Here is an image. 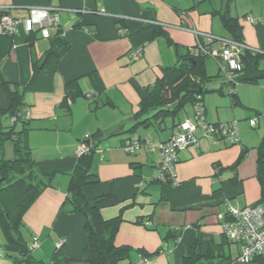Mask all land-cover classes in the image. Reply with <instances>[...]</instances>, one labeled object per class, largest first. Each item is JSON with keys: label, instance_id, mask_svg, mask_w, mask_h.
Listing matches in <instances>:
<instances>
[{"label": "crops", "instance_id": "0c3cea01", "mask_svg": "<svg viewBox=\"0 0 264 264\" xmlns=\"http://www.w3.org/2000/svg\"><path fill=\"white\" fill-rule=\"evenodd\" d=\"M227 4L241 27L243 41L264 52V0H0V17L7 12L23 18L30 7L57 9L58 25L49 29L53 35L61 33L68 44L57 62L47 59L33 89L23 95L26 143L37 167L52 175V186L23 215V235L30 237L27 244L32 235L38 238L39 245L31 250L36 259L44 261L50 252L51 260L63 240L71 264H84V218L64 211L62 203L79 140L101 131L91 162L100 181L86 186L84 193L89 202L98 195H110L101 214L109 219L120 213L115 243L132 247L131 262L146 252L158 264H179L194 243L201 257L195 264H247L236 260L240 247L223 236L218 214H225L227 203L244 206L263 201L256 176V147L264 137V78L236 87L235 97L226 93L229 86L219 76L218 87H207L212 91L202 97L206 119L212 123L236 120L240 141L231 144L222 137L200 135L197 147L178 152L177 186L156 180L160 143L177 125L166 118L162 124L130 130L146 88L162 75L164 67L175 63L177 52L194 44L198 33L221 37L226 33L232 39L220 17ZM119 19L126 28L124 35L118 34ZM144 23L161 25L170 41L156 36L142 43L139 35H126ZM49 44L39 33L30 43L22 27L8 36L0 24V73L22 89L31 78L32 62L44 56ZM140 46L141 53L130 59L128 54ZM74 80L72 89L82 95L67 108L61 105L65 84ZM5 107L0 88V109ZM192 112V105H187L175 122L186 120ZM253 117L257 118L256 131L249 122L240 121ZM134 138H139L140 147L127 153L123 144ZM243 148L247 152L237 162ZM0 250V264H14L19 256V248L7 243L1 228Z\"/></svg>", "mask_w": 264, "mask_h": 264}, {"label": "trees", "instance_id": "16d2710c", "mask_svg": "<svg viewBox=\"0 0 264 264\" xmlns=\"http://www.w3.org/2000/svg\"><path fill=\"white\" fill-rule=\"evenodd\" d=\"M220 17L223 25L232 35L231 40L245 43L241 37V27L237 24V19L230 15L228 4L220 12ZM117 22L121 25H118L117 28H125L124 24H121L123 20L119 19ZM36 34L37 31L27 33V40L32 43ZM135 34L142 37V43L156 36H164L170 41L166 31L161 25L155 23H144L142 28L134 34L126 33L130 38H133ZM198 38L201 39V37ZM48 39L50 44L43 54L46 58L45 62L41 66L39 65L41 58L32 62L31 78L22 89L8 82L0 73V88L6 101V107L0 109V150L3 141L7 138L13 140L14 150L11 159L3 158L0 151V228L7 243L14 244L19 248V256L15 258L14 264L72 263V259L67 255L64 247V241L60 245H56L50 263H46L36 259L31 254L33 247H29L23 235V215L37 196L44 189L52 186V175L43 173L37 167L31 149L25 140L27 127L24 126L23 118L17 117L14 121L11 118L16 113L22 114L24 92L33 89L38 75L44 72L47 59H53L57 62L58 58L68 48V44L59 32L52 34ZM200 42L208 46L209 49H220L223 44L216 36H212L210 40L206 41L201 39ZM214 43H218L220 46H213ZM207 58H211L209 53L195 52L191 47H187L182 52H177L175 63L164 67L162 75L146 88L138 108L133 113L134 124L130 130L138 126L162 124L166 118L173 121V126L178 125L179 122H175V117L179 112L187 105L193 106L197 100L202 101L204 93L212 91L206 87V83L213 79V76L208 74L206 70ZM240 59L241 68L235 79L225 80L220 73H217V76L221 77L229 86L228 94L232 97L236 96L237 85L256 84L264 78L263 51L244 47L240 51ZM76 83L74 80L65 84V96L61 105L65 104L69 108L70 102L82 95L81 92L72 89L76 87ZM83 96L86 97L85 94ZM7 119L10 120V124L5 123ZM17 121L24 124L16 130L15 123ZM102 135L101 131L89 134V150L77 155L76 164L70 173L62 209L68 213H80L84 218L82 258L84 264H132L133 262L130 260L132 247L115 243V235L122 221L120 213L109 219L104 218L101 214L103 202L110 195H98L93 202H89L84 193L86 186L100 181L91 169V162L93 153L98 146L97 141ZM83 140H86L85 137L79 141ZM256 150V176L261 185V199L264 201V137ZM246 152L247 148L241 149L237 162L242 159ZM237 162L234 165H237ZM156 180L158 181L157 178ZM34 237H32V241ZM142 256H150V254L143 252ZM200 258V255L195 252V244L193 243L181 257L179 264H195ZM252 262L264 264L261 257H254Z\"/></svg>", "mask_w": 264, "mask_h": 264}, {"label": "built area", "instance_id": "2783aa9c", "mask_svg": "<svg viewBox=\"0 0 264 264\" xmlns=\"http://www.w3.org/2000/svg\"><path fill=\"white\" fill-rule=\"evenodd\" d=\"M250 21L253 18L247 15ZM59 22V11L48 7H30L28 15L23 18L12 17L9 13L3 12L0 17L2 32L8 36L15 35L19 28L26 33L37 31L41 38L48 39L52 33L49 28L56 27ZM125 28H118V34L124 35ZM62 35L61 33H59ZM201 39L210 40V33H198ZM217 37V36H216ZM218 38V37H217ZM199 38L191 49L195 52L201 51L209 53L211 58L216 61L219 73L225 80H232L238 74L241 68L240 51L244 47L250 48L247 44L236 40H228L218 38L222 46L220 49H209L208 46L200 42ZM142 50V46L132 50L128 55L130 59L136 58ZM87 98L91 95L87 94ZM192 115L186 120L177 125V129L165 141L160 143L161 160L158 164L157 179L161 182H168L173 186H177V173L175 166L178 162V152L186 147L198 146L200 135L222 137L228 140L231 144L239 143V135L236 127V120L229 122H209L205 117V107L202 101H195L193 104ZM17 117L23 118V114L16 113L11 120L14 121ZM250 124L255 123V118L250 119ZM86 140L79 141L77 144L76 153L81 155L89 150V134L84 135ZM83 137V138H84ZM139 138L126 140L123 148L127 153H133L140 147ZM221 219V232L223 236L231 242L239 245L240 250L236 258L242 263H250L254 257H261L264 260V201L256 202L244 206H233L227 203L225 214L219 213ZM63 240H60L57 245H60ZM39 245L38 238L34 237L31 246ZM2 252L0 250V256ZM132 264H158L149 256H141Z\"/></svg>", "mask_w": 264, "mask_h": 264}, {"label": "rangeland", "instance_id": "374dc122", "mask_svg": "<svg viewBox=\"0 0 264 264\" xmlns=\"http://www.w3.org/2000/svg\"><path fill=\"white\" fill-rule=\"evenodd\" d=\"M220 24V23H219ZM220 26H221V24H220ZM222 32H223V34L225 33L224 32V30H222ZM215 36H217L218 38H221V36L220 35H215ZM224 36L225 37H223V38H225V39H228L229 40V38L227 37L228 35L225 33L224 34ZM196 41H197V38L195 39V42H194V44L196 43ZM193 44V45H194ZM206 70H207V73L208 74H210V75H212L213 76V79L211 80V81H209L208 83H206V87H218L219 86V84H220V82H221V80L219 79V77L217 76V73H219V70H218V66H217V63H216V61L215 60H213L212 58H207L206 59ZM246 84H239V85H237V89L238 88H240L241 86H245ZM226 91V93H227V91L228 90H225ZM253 118H255V117H253ZM251 119V118H250ZM250 119L248 120V119H246V120H240V121H245V122H249L250 121ZM170 119H167L166 120V122L168 121V122H171V121H169ZM257 118H255V123L253 124V125H251L250 124V122H249V125L251 126V127H253V129L252 128H250V129H252V130H254V131H256L257 129H258V127L256 126L257 125ZM5 123H7V124H10V120H5ZM21 122H19V121H17L16 123H15V129L17 130V129H20L21 128ZM260 141V140H259ZM236 144H239V143H236ZM1 153H2V156H3V158H5V159H11L12 157H13V154H14V150H13V140L12 139H10V138H7V139H5L4 141H3V143H2V146H1ZM32 237H33V235H32ZM30 238V237H29ZM28 238V236H26L25 237V239H26V241L29 239ZM30 241V244H28L29 245V247L31 246V243H32V238L29 240ZM49 254V257H46V259L44 260L46 263H50V252L48 253ZM35 257V256H34ZM38 259V258H37ZM247 264H254V262H250V263H247ZM256 264V263H255Z\"/></svg>", "mask_w": 264, "mask_h": 264}, {"label": "water", "instance_id": "95a60500", "mask_svg": "<svg viewBox=\"0 0 264 264\" xmlns=\"http://www.w3.org/2000/svg\"><path fill=\"white\" fill-rule=\"evenodd\" d=\"M44 61H45V56H43V57L41 58V60L39 61V65L41 66V65L43 64ZM86 143L89 144V143H90L89 140H87Z\"/></svg>", "mask_w": 264, "mask_h": 264}]
</instances>
